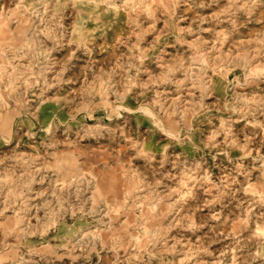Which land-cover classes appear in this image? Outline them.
<instances>
[{
  "label": "rangeland",
  "instance_id": "374dc122",
  "mask_svg": "<svg viewBox=\"0 0 264 264\" xmlns=\"http://www.w3.org/2000/svg\"><path fill=\"white\" fill-rule=\"evenodd\" d=\"M0 264H264V0H0Z\"/></svg>",
  "mask_w": 264,
  "mask_h": 264
}]
</instances>
